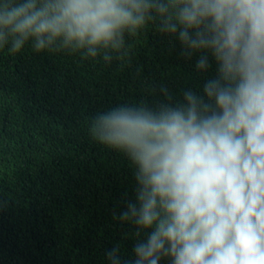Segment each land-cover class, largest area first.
<instances>
[{
  "label": "clouds",
  "instance_id": "clouds-1",
  "mask_svg": "<svg viewBox=\"0 0 264 264\" xmlns=\"http://www.w3.org/2000/svg\"><path fill=\"white\" fill-rule=\"evenodd\" d=\"M150 25L217 66L200 94L122 103L90 118L91 138L123 153L135 198L114 219L146 239L108 264H264V0H0V51L124 59ZM150 230V231H148Z\"/></svg>",
  "mask_w": 264,
  "mask_h": 264
},
{
  "label": "trees",
  "instance_id": "trees-1",
  "mask_svg": "<svg viewBox=\"0 0 264 264\" xmlns=\"http://www.w3.org/2000/svg\"><path fill=\"white\" fill-rule=\"evenodd\" d=\"M124 59L105 63L78 54L0 51V264H108L146 232L114 219L135 198L127 157L94 141L90 118L122 103H172L202 93L217 66L195 67L173 36L150 25L126 37ZM150 231V230H148ZM167 264V261H162Z\"/></svg>",
  "mask_w": 264,
  "mask_h": 264
}]
</instances>
